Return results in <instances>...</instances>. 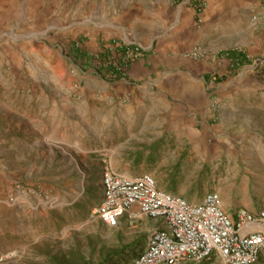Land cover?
I'll return each mask as SVG.
<instances>
[{
	"label": "rangeland",
	"instance_id": "1",
	"mask_svg": "<svg viewBox=\"0 0 264 264\" xmlns=\"http://www.w3.org/2000/svg\"><path fill=\"white\" fill-rule=\"evenodd\" d=\"M40 1L35 21L10 34L45 43L66 106L54 118L46 114L39 127L26 114L13 119L19 131L11 147L0 120V264H97L131 242L143 245L148 221L129 222L125 215L109 227L93 213L104 165L129 175L150 172L158 187L193 202L213 190L225 210L256 204L264 193V44L258 38L264 26L251 18L264 12V0H196L195 6L187 0ZM61 39L79 47L88 39L100 48L138 46L139 55L152 56L153 91L176 72L172 57L209 60L218 51L225 58L232 48L248 62L211 73L218 93L200 109L222 121L191 135L187 125L173 123L160 90L151 104L110 95V81L91 62L72 59ZM193 48L196 57L189 56ZM8 71L0 58V73ZM56 90L48 86L44 93Z\"/></svg>",
	"mask_w": 264,
	"mask_h": 264
},
{
	"label": "crops",
	"instance_id": "2",
	"mask_svg": "<svg viewBox=\"0 0 264 264\" xmlns=\"http://www.w3.org/2000/svg\"><path fill=\"white\" fill-rule=\"evenodd\" d=\"M40 2V0H0V58L9 64V71L0 73V120L6 121V133L10 135L8 138L10 147L15 142L13 135L19 131V123L11 121L16 118H24L23 115L19 117L20 114L29 115L31 120L36 123L35 126L39 127L40 123L46 119V114L53 117L57 113H61L60 110H62L59 106L62 104L61 100L64 95V90L61 88L63 87L61 86L62 82L55 78V75L49 70L51 60L47 58L45 43L43 41L40 44L29 42L24 36L25 33L10 34L13 32L12 30L21 26H30L35 21L34 16L40 14V10H36L37 5L40 6ZM217 14V12H213L212 19ZM6 31H8L7 34ZM259 31L258 38L264 44V31L261 28ZM31 36L35 41H39L38 37L34 38V34ZM61 40L68 43V48H70L68 39ZM103 46L112 49L109 44ZM81 48L89 55H95L101 49L100 43H93L91 39L81 44ZM217 52L209 60L192 59L184 63L180 62L179 58L172 57V60L175 61L176 72L164 77L157 85L154 84L155 91L152 90L155 80L153 81L151 76L157 75V72L152 65V56L143 52L118 79L110 81L108 93L114 96L122 94L128 97V103L132 100L148 99L151 104L153 99H156L154 92L160 90L161 99L167 102L168 109H171L170 118L173 123H184L189 127L191 135L198 130L211 129L222 121L221 114L214 115L209 111L201 113L200 108L208 105L212 96L218 93L216 89L219 86V81L215 80L211 73L218 74L223 66L229 65L228 59L219 57ZM143 82L150 83L151 86L143 88L141 87ZM48 86H53L57 90L46 95L44 92ZM65 104L62 106H66ZM15 124L17 129L14 128ZM22 134L27 135L25 129ZM260 192L258 191L257 194ZM257 208L258 201L248 209L255 211ZM226 209L230 214H233V210ZM125 215L123 214V216ZM137 219L148 221L149 231L155 225V220L147 216L140 215ZM144 245L145 242L141 250Z\"/></svg>",
	"mask_w": 264,
	"mask_h": 264
},
{
	"label": "built area",
	"instance_id": "3",
	"mask_svg": "<svg viewBox=\"0 0 264 264\" xmlns=\"http://www.w3.org/2000/svg\"><path fill=\"white\" fill-rule=\"evenodd\" d=\"M264 26V12L252 15ZM140 48L129 53L133 58ZM197 48L189 51L196 57ZM101 199L93 213L107 226L129 222L140 215L155 220L143 249L123 264H200L211 258L220 264H256L264 258V193L253 211L244 206L224 209L218 191H206L193 202L157 186L154 175H129L104 165Z\"/></svg>",
	"mask_w": 264,
	"mask_h": 264
},
{
	"label": "trees",
	"instance_id": "4",
	"mask_svg": "<svg viewBox=\"0 0 264 264\" xmlns=\"http://www.w3.org/2000/svg\"><path fill=\"white\" fill-rule=\"evenodd\" d=\"M180 2L181 0H174ZM189 5L195 6L196 0H187ZM110 42V41H109ZM135 48L134 44H124L112 46V49L102 46L95 55H89L77 44H72L69 49V54L72 59L80 62H88L95 67L96 74L108 79L109 81L118 79L130 64L136 60L129 53ZM222 54V53H221ZM225 58L229 61V70L234 71L241 65L248 62V58L240 50L228 49L223 52ZM142 245L138 241L131 242L122 247L114 258H107L103 262L97 264H123L133 256L137 255L141 250Z\"/></svg>",
	"mask_w": 264,
	"mask_h": 264
}]
</instances>
